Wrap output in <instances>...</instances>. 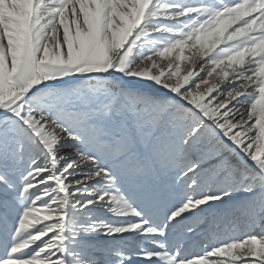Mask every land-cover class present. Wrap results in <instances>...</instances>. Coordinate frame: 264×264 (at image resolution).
I'll return each instance as SVG.
<instances>
[{
  "label": "snow or ice",
  "instance_id": "obj_1",
  "mask_svg": "<svg viewBox=\"0 0 264 264\" xmlns=\"http://www.w3.org/2000/svg\"><path fill=\"white\" fill-rule=\"evenodd\" d=\"M0 264H264V0H0Z\"/></svg>",
  "mask_w": 264,
  "mask_h": 264
}]
</instances>
